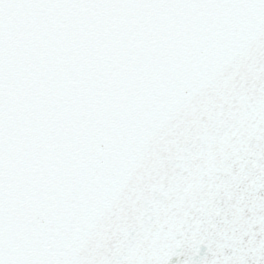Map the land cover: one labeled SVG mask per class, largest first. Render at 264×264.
<instances>
[{
  "label": "snow or ice",
  "instance_id": "obj_1",
  "mask_svg": "<svg viewBox=\"0 0 264 264\" xmlns=\"http://www.w3.org/2000/svg\"><path fill=\"white\" fill-rule=\"evenodd\" d=\"M0 264H264V0H0Z\"/></svg>",
  "mask_w": 264,
  "mask_h": 264
}]
</instances>
